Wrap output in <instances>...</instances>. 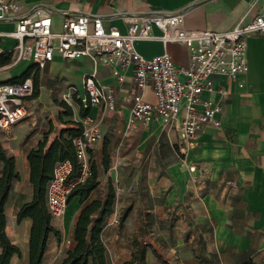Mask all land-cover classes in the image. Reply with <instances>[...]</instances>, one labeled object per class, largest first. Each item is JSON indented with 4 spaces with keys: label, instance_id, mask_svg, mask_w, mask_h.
Segmentation results:
<instances>
[{
    "label": "crops",
    "instance_id": "1",
    "mask_svg": "<svg viewBox=\"0 0 264 264\" xmlns=\"http://www.w3.org/2000/svg\"><path fill=\"white\" fill-rule=\"evenodd\" d=\"M38 1L22 0L21 4L27 9ZM45 2L53 6L56 30L61 28L63 12H69L74 16H101L106 26H115L123 33L128 30L129 17L151 11L183 13L185 27L189 30L228 31L240 22L253 20L264 4V0ZM14 28V24L0 22V31L7 32ZM153 33L156 36L162 34L157 28ZM247 43L249 71L235 80L218 76L215 78L214 91L202 94L203 99H210L219 106L220 111L216 116L221 125H205L199 131L196 146L186 154L181 153L177 146L180 121L171 126H166L162 120H154L149 125L137 122L129 126L134 98L139 93L132 66L121 70L124 81H119L114 75L113 67L95 66L88 57L65 60L56 55L54 61L42 69L32 61L20 62L24 64L19 69L17 66L20 63L9 68L7 77L0 80V83L13 82V79L20 78L34 67L29 77H34L39 70L40 91L38 97H31L28 101L32 103L28 105V116L14 125L10 133L0 131V142L16 158L21 176L14 187L16 183L19 188V183L30 182V150L45 140L46 148H49L64 132L75 129V124L80 125V120L88 116L101 122L102 138L91 151L92 163L99 173V188L111 182L109 188L118 191L117 202L120 193L124 194L126 190L133 191L131 196L139 195L138 201L135 199L129 206L143 210L141 218H144L146 224L154 228L160 225L164 231L170 229V238L177 236L174 246L169 248L172 253L179 251L182 256H188L187 247L194 244L193 240L197 236L198 240L204 241L203 250L206 255L213 257L203 264H264V37L250 36ZM15 44L13 38H0V47L5 51L12 49ZM135 48L147 59L167 51L176 65H189V53L180 43L165 45L159 39L143 40L135 42ZM11 59L8 64L0 67V72L8 70L3 68L11 65ZM92 73H96L101 83L113 88L115 110L91 106L87 116L83 117L80 114L83 107L78 102L81 107L73 109V115H69L72 119L65 118L63 122L52 115L48 121H38L41 114L40 111L37 112L40 115L35 114V108H40L36 102L49 90L52 93L55 91L50 87L52 79H68L63 90L68 85L82 89L84 77ZM143 94L146 101L155 102L151 88ZM64 110L62 105L55 109L60 115H63ZM64 136L69 137V134L65 133ZM100 167L107 172H103L107 174L103 179L100 178ZM191 167H195V170L191 171ZM2 169L3 163L0 162V175ZM13 192L6 205L7 233L20 247L21 256L14 255L10 264H28L33 221L26 217L18 222V213L25 203L33 199V187L31 185L27 193L20 190L15 199ZM79 202L80 198L75 197L69 203L61 223L52 221L61 231L62 240L58 241L54 234H50L43 264H60L62 256H66L73 243L74 227L81 210ZM190 228L193 231L188 236L186 232ZM150 249L158 252L156 244L150 245ZM151 252H146L148 261ZM132 257L130 252L124 262L130 261Z\"/></svg>",
    "mask_w": 264,
    "mask_h": 264
},
{
    "label": "built area",
    "instance_id": "2",
    "mask_svg": "<svg viewBox=\"0 0 264 264\" xmlns=\"http://www.w3.org/2000/svg\"><path fill=\"white\" fill-rule=\"evenodd\" d=\"M22 0H0V22L11 23V31H0V38H13L16 44L0 55H12L9 69L22 61H32L39 68L54 61L56 55L65 60L88 57L95 66L114 68V75L124 81L121 70L133 67V78L139 93L134 98L129 126L142 122L146 125L162 120L167 125L180 121L178 149L181 153L194 148L199 131L208 124L220 126L217 119L220 108L203 92H212L215 78L224 76L235 80L249 71L247 39L253 35L264 37V4L261 12L247 23H238L228 31L189 30L181 12L151 11L128 18L129 27L123 33L115 26H106L103 17L74 16L63 12L61 28H54V9L45 0H39L27 9ZM157 28L162 34L156 36ZM159 39L180 43L189 53V65H176L166 51L151 59L140 55L135 42ZM151 88L155 102L144 99V91ZM34 77L21 82L0 83V131L10 133L12 127L28 116V101L34 95ZM61 100L69 105L78 101L88 109L101 106L115 110L113 88L101 83L96 73L86 75L83 88L68 85L61 92ZM82 131L72 138L81 175L72 179L74 165L66 159L56 164L53 178L47 185L46 204L52 219H61L69 206L72 190L91 176V151L102 138L101 122L86 117ZM191 171L195 167L190 168ZM114 212V211H113Z\"/></svg>",
    "mask_w": 264,
    "mask_h": 264
},
{
    "label": "trees",
    "instance_id": "3",
    "mask_svg": "<svg viewBox=\"0 0 264 264\" xmlns=\"http://www.w3.org/2000/svg\"><path fill=\"white\" fill-rule=\"evenodd\" d=\"M10 59L11 54L9 53L0 55V67L8 64ZM33 69L34 67H31L20 78L13 79V82L24 81L31 76ZM38 81L39 70L34 76L35 91L32 98L39 96ZM61 105L67 110V115H73V108L69 104L62 102ZM87 111L88 109L82 108L81 116L86 117ZM80 126V129L64 132L61 138L56 139L49 148H46L47 140L40 142L38 147L30 150L28 154L33 199L25 203L18 213V222L26 217L33 221L29 239L30 258L28 264H43L50 234H54L58 241L62 240V233L53 225L52 216L47 208V185L53 178L56 164L66 159L71 160L74 165L71 178L80 177L81 166L78 163L72 141L73 137L81 133L82 125L80 124ZM65 133H68L69 137H65ZM0 162L3 163L0 175V264H10L14 255L21 256V249L7 233L6 205L14 183L20 181L21 176L17 170L16 158L6 151L1 142ZM99 186V173L96 165L92 163L91 176L72 190L69 203L75 197H79L80 203L84 204ZM115 200V189L110 187L104 198L94 199L81 209L74 227L73 243L60 264H110L109 252L103 240V232L109 216L114 211ZM128 213V209L123 211L119 220L120 225L123 226ZM146 252L145 247L136 243L132 260L124 264H147ZM153 253L157 258H160L156 250H153ZM165 264H170V262L167 261Z\"/></svg>",
    "mask_w": 264,
    "mask_h": 264
},
{
    "label": "rangeland",
    "instance_id": "4",
    "mask_svg": "<svg viewBox=\"0 0 264 264\" xmlns=\"http://www.w3.org/2000/svg\"><path fill=\"white\" fill-rule=\"evenodd\" d=\"M12 62V59H11ZM24 63H20L17 67L19 69ZM14 68V67H13ZM35 68H38L35 66ZM41 70V69H40ZM8 70H4L0 72V80H5V78L8 75ZM2 82V81H1ZM69 82L68 79H62V78H55L50 81V87L55 90L53 93L51 90H49L48 93L43 94L42 99L39 100L38 103L40 105V108H35V114L38 116L40 115L39 120L48 121V118L52 115H55L56 119L58 121H63L65 118L72 119L69 115H67V110L65 109L63 112V115L59 114L55 111L56 106H61V103L63 102L61 100V92L65 88L66 83ZM32 103H28V105H31ZM78 101L72 102L71 107L79 108ZM81 107V106H80ZM44 110V112H42ZM40 111V114L37 112ZM65 115V117H64ZM76 116L73 117V119ZM84 119L80 120V123L83 124ZM74 123L73 121H71ZM75 129H80L81 126L79 124H75ZM93 161H95L93 157ZM99 162V161H98ZM101 165V163H100ZM102 167L99 168L100 172V178H104L107 176V172L103 171ZM104 172V173H103ZM111 183V182H110ZM110 183H106L104 186H101L102 188L97 189L89 200H87L84 204H81L79 202L80 209H82L85 205L89 204L91 201L97 198H104L109 191ZM19 188H17V183L15 184V187H13V199L16 198V195L19 193V191H25V193L30 191L31 185L30 182L27 183H19ZM19 190H17V189ZM116 193L118 191L115 189ZM133 191H127L123 194L120 193V200L119 202L115 201L114 205V212L110 215L107 224L105 226L104 232H103V240L107 246L108 252H109V261L110 264L114 262L115 264H124V258L126 255H130V252L132 253L136 250V243L141 244L143 247L146 248L147 252H151L150 260H147L146 257V263L147 264H165V262L169 261L170 264H192L193 262L196 263H208L210 258L208 255H206V252L203 250V240H198L197 236H195V239L193 240L192 246L187 247V254L188 256H182L181 253L178 251L177 253H172L170 251V246H174V239H176L177 236H173L174 238H170V232L168 229L167 231H164L162 228H160V225H155V228L153 225L146 224L143 220L144 218H141L142 215V209L136 208L134 209L133 206H129V203L132 204L135 202L136 199L138 201V196L134 197L135 195L131 196ZM138 194V193H137ZM118 198V195H117ZM133 198V199H132ZM130 207V208H128ZM124 209H129L128 216L123 224H119L120 216ZM81 211V210H80ZM65 215V214H64ZM143 216V215H142ZM64 217V216H63ZM52 219V221H56L58 223L62 222V219ZM56 227V226H55ZM66 231V230H65ZM193 229L190 228L186 232V235L190 236L192 234ZM169 235V236H168ZM165 243V244H164ZM157 246L158 248V255L160 258H157L154 253L153 249H150V245ZM71 247V246H70ZM69 247V248H70ZM195 247V248H194ZM68 248V249H69ZM151 250V251H150ZM65 258V255L62 256L60 259V263ZM133 258V257H132ZM132 260V259H131ZM128 262V261H127Z\"/></svg>",
    "mask_w": 264,
    "mask_h": 264
}]
</instances>
